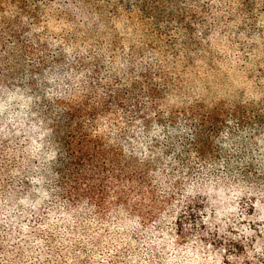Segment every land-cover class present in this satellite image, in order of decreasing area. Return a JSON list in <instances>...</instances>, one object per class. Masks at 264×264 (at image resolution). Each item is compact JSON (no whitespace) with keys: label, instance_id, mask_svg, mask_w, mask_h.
<instances>
[{"label":"trees","instance_id":"trees-1","mask_svg":"<svg viewBox=\"0 0 264 264\" xmlns=\"http://www.w3.org/2000/svg\"><path fill=\"white\" fill-rule=\"evenodd\" d=\"M65 2L71 9H60L59 21L80 45L70 54L58 47L48 55L50 45L36 54L20 41L17 53L0 51V264H264V104L255 102L257 86L228 105L194 112L195 102L182 111L193 157L174 166L164 186L154 185L149 157L127 160L101 139L125 135L157 108L169 80L182 79L202 56L194 35L227 32L240 47L253 43L247 17L264 0H183V8L178 0H133L125 5L133 48L115 32H73L116 26L121 17L102 18L107 0ZM187 16L195 19L185 22ZM136 32L151 42L166 35L165 49L136 47ZM110 34L123 42L124 55L105 47ZM228 49L219 48L233 70L242 54ZM179 64L181 73L169 71ZM228 195L251 219L225 229L208 225ZM44 196L51 204L41 213Z\"/></svg>","mask_w":264,"mask_h":264},{"label":"rangeland","instance_id":"rangeland-1","mask_svg":"<svg viewBox=\"0 0 264 264\" xmlns=\"http://www.w3.org/2000/svg\"><path fill=\"white\" fill-rule=\"evenodd\" d=\"M71 2L72 0H68ZM92 1V0H90ZM110 6L101 7L102 18L121 17L116 21V26L112 29H105L103 27L90 29L89 27L78 25L73 29L77 36L84 33H92L99 35L100 38L105 36V33L115 32L121 37L130 42L127 47L133 48L135 39L131 28L132 23H128L127 27V13L125 5H131L133 0H107ZM204 0H198L199 5ZM181 8H183V0H178ZM65 0H0V51L2 55L22 50L16 46L17 41L22 42L27 49L33 50V53H40L47 45H50V50L45 52L50 55L53 49L64 48L70 54L71 47L74 50L80 45L75 41L74 37H70V32L59 19L62 16V10L71 9L68 5L64 6ZM98 2L95 3V6ZM165 5L170 10H174L169 4ZM264 4L258 3L254 12L249 14L247 21L252 23L253 43H248L245 47H240L228 37V33L224 32L219 36H213L208 40H202L199 35H194L192 42L195 43L198 51L202 48L199 58L194 60L193 67L191 64L186 68L182 75V79H170L167 91L164 97L158 101L156 109H151L147 113L144 120L135 123L130 131L125 135L108 138L105 133L104 139L106 144H116L122 151L124 158L131 160L138 158L144 161L147 157L150 158L149 173L150 177H155L159 181L153 182L154 185L159 182L161 185H166L169 182V175L175 173L176 169L184 166L185 162L193 156L189 155L190 144L187 143L186 136L188 133V124L185 126L186 116L183 115V110L188 111V107L193 103L196 104L194 112H201V110L208 109L213 106H223L234 102L233 100L238 96L245 94L248 87L257 86L259 94L256 103L263 101L264 104ZM59 7V8H57ZM50 9V15H48ZM178 14V13H177ZM173 14V15H177ZM132 16V13H130ZM195 16V15H194ZM49 17V18H48ZM196 17V16H195ZM194 17L187 16L186 21H191ZM124 22V24H123ZM38 24L44 25V29L38 27ZM58 25V26H57ZM171 23V27H174ZM38 35L42 42L33 45L30 42L33 39L29 37ZM138 45L136 47L146 49L153 47L156 51L165 49L166 35H161L159 38H154L151 42L149 35H143L141 32H136ZM113 34L109 35L106 42V48L113 49L116 53L124 55L122 50L121 40L116 37L112 40ZM101 41V40H100ZM106 41V40H105ZM44 43V44H42ZM55 43V45H54ZM123 43V42H122ZM151 44H153L151 46ZM44 45H46L44 47ZM201 45V46H200ZM228 46V53H234L236 56L241 55V61L233 63L236 66L233 70H226L229 67L228 60L225 59V54L219 48ZM209 65V70L206 73L205 69ZM239 66V69H238ZM181 65L176 68L171 66L170 72L181 73ZM217 69V70H216ZM238 69V71H237ZM189 71V72H188ZM192 84L195 85V92H191ZM163 95V94H162ZM189 97V98H188ZM263 99V100H262ZM258 101V102H257ZM261 103V102H260ZM261 105V104H260ZM264 108V105H261ZM257 111L258 109L255 108ZM176 124V126L173 125ZM184 129V133L178 128ZM175 146V148H174ZM153 151V153H151ZM170 155V156H168ZM170 160V161H169ZM143 163V162H142ZM141 163L140 171L145 170ZM166 165H172V170H166ZM169 171V172H167ZM171 179V178H170ZM49 200V199H48ZM218 202V201H217ZM216 202V208L208 214L207 224L220 225L222 228L237 224L240 218L248 220L251 216H245L238 211V208L233 201V197L228 195L221 199L219 203ZM23 206L29 204L25 202ZM41 213L45 211L47 198L42 197ZM53 214H51L52 216ZM243 215V216H242ZM251 219V218H250ZM29 226L27 227V230ZM28 232V231H27Z\"/></svg>","mask_w":264,"mask_h":264}]
</instances>
